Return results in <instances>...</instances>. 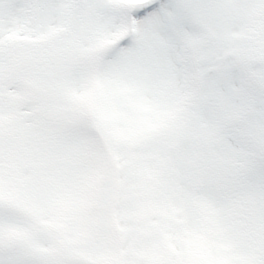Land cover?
Segmentation results:
<instances>
[{"label": "snow or ice", "instance_id": "1", "mask_svg": "<svg viewBox=\"0 0 264 264\" xmlns=\"http://www.w3.org/2000/svg\"><path fill=\"white\" fill-rule=\"evenodd\" d=\"M0 264H264V0H0Z\"/></svg>", "mask_w": 264, "mask_h": 264}]
</instances>
